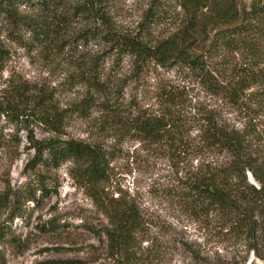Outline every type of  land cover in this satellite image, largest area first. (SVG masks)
I'll use <instances>...</instances> for the list:
<instances>
[{"label": "trees", "instance_id": "1", "mask_svg": "<svg viewBox=\"0 0 264 264\" xmlns=\"http://www.w3.org/2000/svg\"><path fill=\"white\" fill-rule=\"evenodd\" d=\"M108 6L107 0H0V32L29 49L54 45L67 47L71 56L78 53L85 72L75 77L88 85L78 101L65 107L51 105L40 95L36 98V122L52 135L38 139L27 134L33 153L23 171L30 179L21 189L8 183L0 193V207L11 216L19 213L22 204L37 203L51 189L48 171L70 161L72 176L100 201L109 219L103 233L110 261L63 258L36 264H139V246L146 240L140 207L133 198L105 202L97 191L106 179L113 147L60 134L67 119L89 118L92 110H98L103 118L126 119L124 127L142 139L163 141L169 149L175 144L189 145V123L176 109L178 98L172 90L161 85L159 94L165 105L161 116L141 111L131 118L126 113L129 108L119 106L125 77L113 83L109 72H103L107 58L112 59L109 71L127 58L131 76L155 67L182 69L233 111L243 112L246 120L242 127H235L206 112L192 143L195 153L207 152L214 158L199 163L168 193L191 215L240 238L258 259L250 264H264V0H251L248 5L242 0H149L136 33L117 31ZM79 16L85 25L66 32L65 25ZM158 26L162 32L154 35ZM90 42L103 49L86 51ZM7 52L0 40V62ZM216 59L221 60L218 65L223 64L217 66ZM0 111L17 123L27 121L19 118L23 111L13 101L0 106ZM8 138V149L16 151L21 139L13 134ZM4 232L0 225V239Z\"/></svg>", "mask_w": 264, "mask_h": 264}, {"label": "rangeland", "instance_id": "2", "mask_svg": "<svg viewBox=\"0 0 264 264\" xmlns=\"http://www.w3.org/2000/svg\"><path fill=\"white\" fill-rule=\"evenodd\" d=\"M107 1L115 29L136 33L149 0ZM250 1L242 0L247 5ZM20 9L30 12L23 6ZM82 25L85 23L79 16L71 19L64 29L69 33ZM161 32L160 26L153 29L154 35ZM0 40L8 51L0 62V106L4 108L8 102H15L18 110L23 111L19 118L27 120L17 123L10 114L0 111L1 193L8 183L13 189H21L30 179L23 171L33 153L28 148L27 134L31 132L38 139L52 135L36 122V98L40 95L51 105L65 107L78 101L88 85L82 77H75L78 72H85L84 60L78 53L69 55L67 47L51 45L29 49L7 37L5 31L0 32ZM85 48L92 53L103 49L94 42ZM220 61L216 59L217 66L223 64L218 65ZM111 63L112 59L107 58L103 72H109L108 78L113 83L125 77L119 106L129 108L126 113L131 118L141 111L162 115L165 106L164 97L159 94L162 85L176 94V109L189 123V145L175 144L172 149L163 141L142 139L132 128L124 127L122 120L126 119L103 118L98 110H92L89 118L67 119L60 134L63 138L96 140L113 147L106 179L97 191L105 202L133 198L140 207L145 220L142 237L146 240L139 246V264L258 262L240 238L221 232L205 218L191 215L168 193L181 179L190 176L199 163L214 158L207 152L195 153V143H192L195 128L206 112L217 114L225 124L235 127H242L246 120L244 113L233 111L225 101L208 93L185 70L155 67L131 76L127 58L109 71ZM99 96L104 97L102 93ZM129 102L131 106H127ZM22 123L26 126L20 128ZM10 134L21 139L16 151L8 149L6 140ZM71 166V162L66 161L51 168L47 173L50 191L40 196L37 203L22 204L18 214L10 216L0 207V225L5 230L0 239V264H36L43 259L63 258H85L97 263L110 261L103 233L109 219L100 201L72 176ZM249 179L253 181L250 174Z\"/></svg>", "mask_w": 264, "mask_h": 264}]
</instances>
